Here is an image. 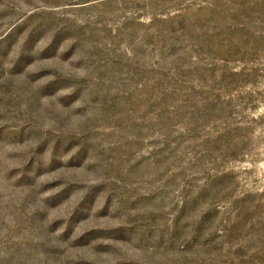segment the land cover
Masks as SVG:
<instances>
[{
  "label": "rangeland",
  "instance_id": "rangeland-1",
  "mask_svg": "<svg viewBox=\"0 0 264 264\" xmlns=\"http://www.w3.org/2000/svg\"><path fill=\"white\" fill-rule=\"evenodd\" d=\"M0 264H264V0H0Z\"/></svg>",
  "mask_w": 264,
  "mask_h": 264
}]
</instances>
